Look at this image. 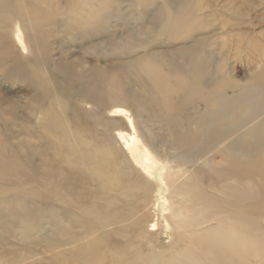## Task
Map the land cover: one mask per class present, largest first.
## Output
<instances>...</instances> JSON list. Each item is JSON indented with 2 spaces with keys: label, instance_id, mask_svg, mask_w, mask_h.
<instances>
[{
  "label": "bare ground",
  "instance_id": "obj_1",
  "mask_svg": "<svg viewBox=\"0 0 264 264\" xmlns=\"http://www.w3.org/2000/svg\"><path fill=\"white\" fill-rule=\"evenodd\" d=\"M214 2L0 0V264H264L263 20Z\"/></svg>",
  "mask_w": 264,
  "mask_h": 264
},
{
  "label": "rangeland",
  "instance_id": "obj_2",
  "mask_svg": "<svg viewBox=\"0 0 264 264\" xmlns=\"http://www.w3.org/2000/svg\"><path fill=\"white\" fill-rule=\"evenodd\" d=\"M251 2H252V4H254L255 9H254V11H252V13H250V17L253 18L254 20L253 19L252 20L255 21L256 23L258 22V21H256L258 19L263 20L260 24H262L264 27V5L261 4L260 0H251ZM223 3H224V0H220V2H214V4H212V5H213V7L214 6L219 7V5H223ZM128 12L131 14L130 20H132V18L135 17L134 11L127 10L124 14H126ZM257 24H259V23H257ZM58 36H55L56 40L59 39ZM239 75H241V73Z\"/></svg>",
  "mask_w": 264,
  "mask_h": 264
}]
</instances>
